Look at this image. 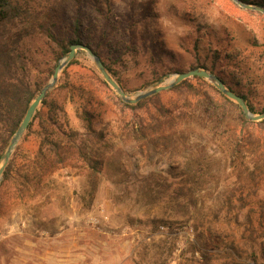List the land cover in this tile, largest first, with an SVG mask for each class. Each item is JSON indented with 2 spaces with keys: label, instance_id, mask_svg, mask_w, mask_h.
I'll use <instances>...</instances> for the list:
<instances>
[{
  "label": "rangeland",
  "instance_id": "374dc122",
  "mask_svg": "<svg viewBox=\"0 0 264 264\" xmlns=\"http://www.w3.org/2000/svg\"><path fill=\"white\" fill-rule=\"evenodd\" d=\"M108 1L109 8L104 0H80L78 10L83 30L98 27L95 55L126 98L167 86L177 76L169 68L203 66L230 73L251 113L264 114V0H248L263 12L233 0ZM57 8L65 24L77 12L70 0ZM114 44L117 52H110ZM128 45L135 50L118 60ZM214 51L221 59L213 69ZM72 60L46 95L63 107L59 123L70 131L84 133V113L93 115L111 158L94 192L92 180L71 168L48 177L41 195L20 200L12 185L1 191L0 264H264V180L261 164L250 159L251 147L264 141V124L223 101L213 82L190 78L189 87L158 93V103L197 116L167 131L166 148L148 149L132 129L157 113L156 101L135 114L103 84L84 50ZM42 138L35 122L10 157L15 168L33 158ZM236 141L244 148L231 158Z\"/></svg>",
  "mask_w": 264,
  "mask_h": 264
},
{
  "label": "trees",
  "instance_id": "16d2710c",
  "mask_svg": "<svg viewBox=\"0 0 264 264\" xmlns=\"http://www.w3.org/2000/svg\"><path fill=\"white\" fill-rule=\"evenodd\" d=\"M61 1L0 0V158L20 126L29 105L52 77L55 67L49 66V64L64 58L72 45H84L100 57L96 50L99 48L98 45L92 43V38L95 37L93 32H96L98 27L88 25L86 30L89 33L84 36L86 30H83L82 27L86 18L81 16L78 10L80 0H70L77 8V12L74 17L67 19L66 24L63 21L65 17L57 12V7ZM239 1L249 5L248 0ZM108 2V0H104L106 7L109 6ZM108 10L110 11V9ZM35 41H39L40 46L33 49L30 45ZM115 44L108 45L110 52L114 50L117 52ZM124 49L125 51L120 54L121 56L117 57L118 60H122L126 50L131 53L135 47L128 45ZM167 54L168 51H166ZM211 58L214 69L218 60L221 59L219 52H212ZM74 62L71 60L68 65H73ZM102 64L108 75L112 79L115 78L109 67L104 62ZM195 69L208 71L203 66H197ZM167 72L177 75L185 73L173 68H169ZM212 74L223 83L228 91L238 95L248 110L253 113V108L247 102L246 96L237 91V83L230 73L224 72L221 75V71H214ZM32 76L34 77L33 80ZM192 79L203 81L199 77ZM189 81L190 79L181 81L174 85L171 91L184 86L189 87ZM102 82L108 86L105 80ZM120 87L124 90L122 86ZM210 88L223 101L236 106L234 101L214 87L211 86ZM159 97V94H155L134 105L125 104L136 114L144 106L156 101L155 110L157 113L150 114L145 122L139 121L136 129H132L133 136L144 139L148 149L166 148L171 142L170 136L172 135L168 134L167 131L172 130L178 120L189 122L197 116L194 111L188 114L186 112L174 114L172 110L165 108L160 102L158 103ZM41 107L46 108L47 111H43L40 109ZM238 109L240 113L242 110ZM60 116H64L63 107L56 101L50 100V97L46 95L27 128L29 130L35 122L38 123L43 135L39 148L32 159L18 168H15L13 157L10 158L1 175L0 192L7 193L12 185L16 197L20 200L29 195H41L46 186L45 180L55 172L67 168L84 172L92 180L91 189L93 192L95 191V180L109 163L111 156H108V153L112 145L106 139L103 131L93 129L94 117L90 113H84L87 121L84 133L70 131L61 126L59 123ZM209 116L213 115L210 114ZM260 123L264 124V119ZM243 148L244 145L240 141H236L235 146L230 149L231 158L237 157ZM254 149L261 153L257 154L255 151L250 159L253 165L259 167L258 164H261L262 171L259 175H263L261 179L264 180V141L260 144L258 142L257 147H251L253 153ZM252 178H254L253 174ZM186 183L187 181H184L183 184ZM180 188L183 189L184 187Z\"/></svg>",
  "mask_w": 264,
  "mask_h": 264
},
{
  "label": "water",
  "instance_id": "95a60500",
  "mask_svg": "<svg viewBox=\"0 0 264 264\" xmlns=\"http://www.w3.org/2000/svg\"><path fill=\"white\" fill-rule=\"evenodd\" d=\"M233 1L242 8H245L248 10H256V11H262L263 12V10H260L254 6L244 4L239 0H233ZM77 50H84L88 54V56L96 64L100 74L102 75L104 80L107 82V84L109 86H111L119 94V96L122 98V100L125 101L126 103L135 104L142 99L153 96V95L158 94L162 91L168 90L183 80L190 79L193 77H199V78L206 79V80L213 82L215 84V87L218 89L219 92H221L223 95L228 97L230 100L236 102L237 105L241 108L242 113L244 115V118H246L250 121H261L264 119V114L259 115V116H254L248 110L244 101L238 95L232 93L231 91H228L224 87L223 83L220 80H218L214 75H212V74H210L204 70H198V69L190 70V71H187L183 74L177 75L176 79L173 81H170L167 86L158 87L152 91L141 93L135 99H128V98H126L125 93L122 91V89L108 75V73L106 72L104 65L102 64L100 59L88 47H86L84 45H72L69 48V53L63 59H61V61H59L57 63V66L54 68L52 77L49 80V82L47 83V85L44 88H42V90L38 93V95L33 100V102L29 105L20 126L16 130L15 134L13 135L12 139L10 140L8 147L6 148L5 152L3 153V155L0 159V179H1L2 172L4 171L6 165L8 164L15 147L17 146L18 142L20 141L23 134L27 130L28 125L31 122L33 115L35 114V112H36L37 108L39 107V105L41 104L42 100L45 98L47 91L49 89H51L52 87H54V85L57 82L59 72L66 65H68V63L75 57V53Z\"/></svg>",
  "mask_w": 264,
  "mask_h": 264
}]
</instances>
